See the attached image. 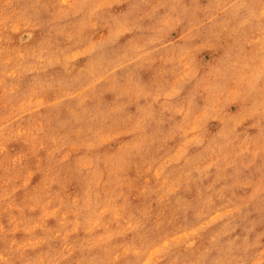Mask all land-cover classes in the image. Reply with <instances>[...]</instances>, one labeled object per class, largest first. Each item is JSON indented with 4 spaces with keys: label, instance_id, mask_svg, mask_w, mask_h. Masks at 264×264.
<instances>
[{
    "label": "rangeland",
    "instance_id": "1",
    "mask_svg": "<svg viewBox=\"0 0 264 264\" xmlns=\"http://www.w3.org/2000/svg\"><path fill=\"white\" fill-rule=\"evenodd\" d=\"M0 264H264V0H0Z\"/></svg>",
    "mask_w": 264,
    "mask_h": 264
}]
</instances>
